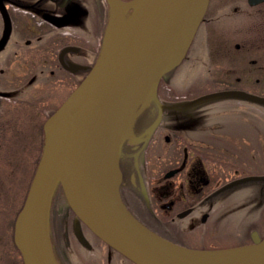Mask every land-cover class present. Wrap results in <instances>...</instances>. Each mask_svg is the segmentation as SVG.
I'll use <instances>...</instances> for the list:
<instances>
[{"label":"flooded vegetation","instance_id":"flooded-vegetation-1","mask_svg":"<svg viewBox=\"0 0 264 264\" xmlns=\"http://www.w3.org/2000/svg\"><path fill=\"white\" fill-rule=\"evenodd\" d=\"M128 1L130 0H0V42L4 38L8 20L11 26L9 36L0 49V112L3 106L35 105L44 112L42 115L44 135L46 121L64 103L97 60L98 43L103 36L101 27L107 23L110 12L117 7L122 8L123 3ZM70 3H76L81 7L77 21L65 27H56L46 19V14L65 15ZM214 3L222 6L219 13L226 5L235 3L232 13L236 15V19L241 24L256 27L259 42L264 44V0H210L208 9ZM222 12L220 15L225 16L226 10ZM83 19H88L90 25L86 38L87 45L64 44L66 35H72L65 30L78 25ZM246 42H250L247 48L241 43L236 47L243 56L247 53L252 55L251 66L245 67L242 61L236 85L246 89L251 87L260 94L249 93L240 87H237L236 91L264 98V89L260 88L263 82L261 74H264L262 60L264 47L256 48L249 39ZM67 47L75 50L68 51L61 58L62 50ZM73 64L84 66L86 69L72 71L68 67H73ZM79 73L83 74L81 78L78 76ZM68 84L75 86L63 97L59 106H54L51 110V102L60 100V87ZM165 96L172 101V98ZM250 102L253 105L252 109L255 107L256 113L261 114L264 119V112L261 111L264 105ZM161 105L163 107L161 118L159 107L156 108L155 117L150 115L140 117L122 150L120 167L123 183L119 187V193L128 210L140 222L161 235L163 232L180 230V234L191 236L194 231L204 227L202 230L208 234V238L216 242L201 243L206 247H212L211 249L224 248L218 236L241 238L230 243L227 248L253 245L255 237L264 240V164L259 165L260 136L256 137L249 149L250 162L243 163L244 169L257 168L256 171L240 172L239 168L242 167L240 162L223 157L215 159L214 156L219 154L215 149L209 151L213 161L207 160V155L204 154L210 149L211 143L208 140H200L199 136L205 137L204 135H195V131L189 126L188 129L184 128L188 136L182 137L180 135L182 130L179 127L176 125L171 127L164 122L166 111L181 113L185 110L184 103L174 107L164 103ZM144 119L150 121L146 126H142ZM148 129L150 132L146 135ZM170 135L173 136V140ZM261 137L264 138L262 134ZM162 141H165L166 145L171 144L168 148L176 158L171 159L172 161L174 159V164L171 162L163 166L164 163L161 162L163 156L160 153L166 149L160 147ZM181 151L183 158L179 163L178 154ZM261 156L264 158V152ZM171 172L172 175L168 176ZM218 216L220 220L219 223H215V227L226 226L222 234L209 229ZM72 229V236L79 243ZM14 232L15 227L13 235ZM13 242L18 250L14 236ZM101 245L103 249L106 248L109 255H112V250L102 243ZM53 253L59 264L80 262L79 254L76 256L71 250L64 249L56 240Z\"/></svg>","mask_w":264,"mask_h":264},{"label":"water","instance_id":"water-1","mask_svg":"<svg viewBox=\"0 0 264 264\" xmlns=\"http://www.w3.org/2000/svg\"><path fill=\"white\" fill-rule=\"evenodd\" d=\"M209 2L132 0L112 12L98 60L44 125V151L15 225V241L24 264H59L46 229L48 206L59 185L75 214L74 234L87 248L91 245L83 233L82 224L135 264H219L234 259L248 262L264 254V240L255 237L250 246L194 251L201 253L202 257L192 255L193 250L163 238L134 218L122 203L118 190L111 192L102 182L90 157L87 119L93 115L98 119L100 140L111 153L113 167L119 175V186L122 150L136 110L142 101L159 104V82L186 57ZM128 9H132L131 21L113 41L107 43L114 16L125 15ZM80 14L81 7L70 3L65 15L46 14L45 17L56 27H65L77 21ZM10 30L8 20L0 49ZM71 50L75 48L63 49L60 57ZM68 68L72 71L86 69L75 64ZM230 97L264 105V98L234 90L206 95L187 106ZM91 207L119 247L96 231L90 219ZM231 250L236 252L227 254ZM255 264H264V257Z\"/></svg>","mask_w":264,"mask_h":264},{"label":"rangeland","instance_id":"rangeland-1","mask_svg":"<svg viewBox=\"0 0 264 264\" xmlns=\"http://www.w3.org/2000/svg\"><path fill=\"white\" fill-rule=\"evenodd\" d=\"M221 7L218 3L210 6L197 31L194 44L191 47L192 52L179 66L163 75L160 82L161 90L158 93L162 103L172 105L178 102H189L208 94L237 90V87H240L236 85L238 69L242 67V61L245 67H250L252 59L250 56L252 55L247 53L243 56L237 49V44L241 43L247 48L250 44V42H246L248 39L256 48H262L264 44L259 42L256 27L241 24L236 19V15L232 13L235 3L224 7L225 16L220 15L223 14V10L219 13ZM130 14L129 11H126L125 22H128ZM105 27L106 23L101 27L102 32ZM89 28L88 19H83L78 25L65 30L72 35H66L63 43L86 46ZM98 44V48L101 50L104 41L100 40ZM246 51L248 50L246 49ZM262 60L264 64V58ZM78 76L81 78L83 74L79 73ZM261 77H263L260 87L262 90L264 89V74H261ZM74 86L68 84L60 87V100L51 102V110L54 106H59L63 97ZM240 88L249 93L260 94L259 91L253 90L251 87L246 89L241 86ZM165 95L172 98V101L168 100ZM20 105L22 104L3 106L0 112V264H22L20 252L15 248L13 242L14 223L26 202L44 147L45 136L42 126L44 112L35 105ZM252 106V102L238 97L216 98L199 103L181 113L168 110L164 114V122L171 127L173 125L179 127L182 130L180 131L182 137L188 136L184 128L188 129L189 126L195 131V135H204L205 137L199 136L200 140H208L211 143L210 149H207L204 154L207 155L208 161H213V156L209 155V151L215 149L219 153L214 156L215 159L220 157L227 160L233 159L235 162H240L242 166L239 168L240 172H255L257 168L254 170L243 168V163L251 160L249 149L253 146L258 135L260 136L259 165L264 164V158L261 156L264 152V138L261 137V134L264 136V119L261 114L256 113L255 107L254 110L252 109ZM261 111L264 112V109ZM172 138L173 136L171 140H173ZM161 146L162 149H166L163 151L165 153H160L163 156L161 162L164 163L163 166L169 165L174 161L171 159L175 158L168 148L171 144L166 145L165 141H162ZM153 154H155L154 151ZM182 158L181 151L178 154L179 163ZM144 165L146 166V161ZM262 169L263 167L260 168V170ZM72 218V209L62 190L57 188L46 214V229L49 239L51 242L56 240V243H61L64 249L71 250L74 255L78 256L79 254L80 262L78 264H105L106 250L102 248L101 241L94 234L84 229V233L92 245V250L85 249L73 238ZM219 220L220 216L214 219V223L210 225L209 229L217 230V234H222L226 226L215 227V223H219ZM202 229L204 227L194 231L188 239L195 243L202 241L205 244L214 243L215 240H210L208 234ZM218 239L221 246L227 248L230 243L241 238L218 236ZM114 257L118 259L119 264H129L127 260L117 254H114Z\"/></svg>","mask_w":264,"mask_h":264},{"label":"bare ground","instance_id":"bare-ground-1","mask_svg":"<svg viewBox=\"0 0 264 264\" xmlns=\"http://www.w3.org/2000/svg\"><path fill=\"white\" fill-rule=\"evenodd\" d=\"M125 15L123 14H117L114 16V19L111 23V27L109 30V34L107 37V43L110 41H113L115 37L129 24V19L128 22H125ZM125 22V23H124ZM149 102H145L143 105V109L145 108V105ZM144 123V120L143 122ZM87 128H88V142H89V147H90V157L92 160V164L94 166V169L96 170L98 176L102 180V182L106 185V187L111 191V192H116L118 188V173L113 167V159L111 156V153L107 149V147L101 142L100 137H99V131H98V119L94 117L93 115H90L87 119ZM123 183V176L121 172V180L119 187ZM94 208L91 207L89 212H90V219L93 222V226L96 229V231L102 235L104 238L112 242L114 245L118 246V243L112 238V236L107 232V230L101 225L98 217L94 213ZM236 251L231 250L228 251L227 254H234ZM191 254L194 256L202 257L201 253H197L194 251H191ZM204 255V254H203ZM264 254H261L260 257H253L251 260L248 262L240 261V259H234L231 261H226V262H221L219 264H246L251 262L252 264L258 263ZM238 261V262H233V261ZM245 260V259H241Z\"/></svg>","mask_w":264,"mask_h":264},{"label":"trees","instance_id":"trees-1","mask_svg":"<svg viewBox=\"0 0 264 264\" xmlns=\"http://www.w3.org/2000/svg\"><path fill=\"white\" fill-rule=\"evenodd\" d=\"M192 52V48L191 50L189 51L188 54H190ZM145 108L146 109H143L141 108L139 110V113L138 115L136 116V120H138L140 117H142L143 115H147L150 117H155V115L157 114V111H156V104L154 102H150V103H147L145 105ZM151 120V119H150ZM149 119H144V123H142V126H146L149 124ZM60 187V185L58 186ZM180 230H178L177 232H166V233H162L163 236H165L166 238H168L169 240L177 243V244H180L186 248H189V249H196V250H208L209 247H206L205 245H202V243H195L193 241H190L188 238L189 236L185 235V234H180L179 233ZM103 242V241H102ZM108 249L112 250L110 248V246H108L105 242H103ZM113 251V250H112ZM114 252V251H113ZM116 254L119 256V257H122L124 258L125 260H127L129 262V264H133V262H131L129 259H127L125 256H123L121 253L119 252H116ZM105 264H119L118 259H116L114 256H111V258L108 257V253L106 252V255H105Z\"/></svg>","mask_w":264,"mask_h":264}]
</instances>
